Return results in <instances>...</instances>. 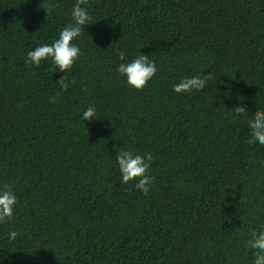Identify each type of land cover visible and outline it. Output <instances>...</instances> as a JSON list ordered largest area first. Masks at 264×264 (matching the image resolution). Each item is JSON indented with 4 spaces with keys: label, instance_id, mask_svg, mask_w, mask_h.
I'll return each mask as SVG.
<instances>
[{
    "label": "trees",
    "instance_id": "trees-1",
    "mask_svg": "<svg viewBox=\"0 0 264 264\" xmlns=\"http://www.w3.org/2000/svg\"><path fill=\"white\" fill-rule=\"evenodd\" d=\"M76 2L0 0V189L17 201L0 264H254L264 145L247 141L264 111V0H87L72 68L25 64ZM140 54L157 72L137 91L117 68ZM210 73L202 90L173 91ZM61 76L75 83L62 90ZM89 106L99 119H82ZM120 150L152 155L147 195L121 182Z\"/></svg>",
    "mask_w": 264,
    "mask_h": 264
},
{
    "label": "clouds",
    "instance_id": "clouds-1",
    "mask_svg": "<svg viewBox=\"0 0 264 264\" xmlns=\"http://www.w3.org/2000/svg\"><path fill=\"white\" fill-rule=\"evenodd\" d=\"M87 0H77L71 12L73 23L64 27L58 39L51 45L45 44L36 47L34 50L27 52L25 64H33L39 66L42 60L51 58L59 72L64 73L71 69L76 59L81 54L79 47L72 43L73 39L81 34L82 28L89 25L90 16L86 8L81 7ZM49 7L45 12L46 15L51 12ZM125 53H119V59L124 60ZM117 72L126 78V83L130 88L137 91L142 90L147 82L156 74L157 67L154 61L149 60L148 55L140 54L134 60L128 63H121L117 68ZM211 73L207 75H197L193 77H184L179 83L175 84L173 91L177 94L188 93L193 90H202L206 82L211 79ZM70 83L74 80L66 81L61 76L57 84L62 90H67ZM56 96L49 98L50 103H55ZM237 115L243 114L245 107H234ZM97 118L96 109L93 106L87 107L82 114L83 120L91 121ZM248 126L250 129V138L248 144L259 143L264 145V111H255L254 116L249 119ZM118 169L121 175V182L124 184L136 180L135 188L142 194L147 195L150 186L155 182V177L148 175V169L153 159L150 153L141 155H133L130 150H120L115 157ZM16 196L10 185H4L0 189V223L10 220L13 216V207L16 204ZM17 233L15 231L9 233V239H15ZM251 238L247 242L254 251V264H264V230L259 232L253 230L250 234Z\"/></svg>",
    "mask_w": 264,
    "mask_h": 264
}]
</instances>
